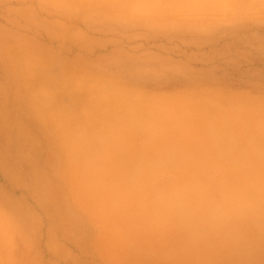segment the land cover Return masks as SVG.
Segmentation results:
<instances>
[{
  "label": "crops",
  "instance_id": "obj_1",
  "mask_svg": "<svg viewBox=\"0 0 264 264\" xmlns=\"http://www.w3.org/2000/svg\"><path fill=\"white\" fill-rule=\"evenodd\" d=\"M68 1L126 21L142 0ZM128 93L108 92L124 98L104 113L98 97L78 103L45 136L44 165L78 219L62 222L77 251L51 253L70 264H264V96Z\"/></svg>",
  "mask_w": 264,
  "mask_h": 264
},
{
  "label": "rangeland",
  "instance_id": "obj_2",
  "mask_svg": "<svg viewBox=\"0 0 264 264\" xmlns=\"http://www.w3.org/2000/svg\"><path fill=\"white\" fill-rule=\"evenodd\" d=\"M228 1L142 0L120 21L68 0H0V264H70L51 243L77 251L62 225L77 214L44 158L47 132L81 101L104 113L124 98L108 92L264 96V0Z\"/></svg>",
  "mask_w": 264,
  "mask_h": 264
},
{
  "label": "bare ground",
  "instance_id": "obj_3",
  "mask_svg": "<svg viewBox=\"0 0 264 264\" xmlns=\"http://www.w3.org/2000/svg\"><path fill=\"white\" fill-rule=\"evenodd\" d=\"M227 1H228V0H227ZM229 1H230V0H229ZM229 1H228V2H229ZM231 1H232V0H231ZM228 2H227V4H228ZM190 4H192V3H190ZM190 4H189V5H190ZM229 4H230V2H229ZM216 6H217V5H216ZM191 7H192V6H191ZM133 8H134V7H133ZM137 8H138V7H137ZM139 10H140V9H139ZM138 12H139V11H138ZM92 94H93V92H92ZM93 96H94V94H93ZM92 100H93V99H92ZM81 102H82V101H81ZM83 103H84V102H82V104H83ZM82 104H81V105H82ZM85 105H87V104L85 103ZM85 107H87V106H85ZM88 107H89V106H88ZM38 113H39V111H38ZM131 117L133 118L134 115L131 116ZM135 118H137V117H135ZM135 118H133V119H135ZM77 119H78V118H77ZM79 119H80V118H79ZM76 121H77V120H76ZM78 121H79V120H78ZM78 121H77V122H78ZM217 121H220V120H217ZM75 123H76V122H75ZM212 123H213V122H212ZM58 124H59V123H58ZM76 124H77V123H76ZM191 124H192V123H191ZM191 124H190V125H191ZM193 124H195V123H193ZM72 125H73V124H72ZM70 126H71V125H70ZM217 126H218V125H217ZM229 137H230V136H229ZM226 141H228V140H226ZM228 142H229V141H228ZM230 143H231V142H230ZM225 144H226V143H225ZM228 144H229V143H228ZM119 145H120V144H119ZM120 146H122V145H120ZM122 147H123V146H122ZM123 148H124V147H123ZM124 150H126V149H124ZM124 150H123V151H124ZM119 151H120V150H118L117 152H119ZM124 152L126 153V151H124ZM118 154H119V153H118ZM144 192H145V191H144ZM186 201H187V200H186ZM180 204H181V203H180ZM143 206H144V205H143Z\"/></svg>",
  "mask_w": 264,
  "mask_h": 264
}]
</instances>
